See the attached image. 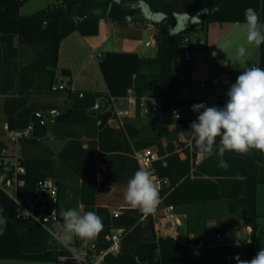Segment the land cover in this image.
Instances as JSON below:
<instances>
[{
    "label": "trees",
    "instance_id": "1",
    "mask_svg": "<svg viewBox=\"0 0 264 264\" xmlns=\"http://www.w3.org/2000/svg\"><path fill=\"white\" fill-rule=\"evenodd\" d=\"M25 1L0 0V94L5 95L6 121L11 128L31 122L37 128L35 137L20 141L27 168V183L21 191V199L30 201V191L38 179L56 177L66 210L82 203L84 212L95 211L102 218L104 227L98 235L100 238L108 236L113 225L124 228L121 253L108 257L118 263L131 264L137 258L143 264H237L236 256L251 260L260 251L255 242L214 247L195 244L198 237L208 233L210 220L216 221L217 231L238 226L241 220L256 226L257 187L264 184V153L226 152L224 159L229 166L224 169L218 167L216 156H204L199 162L193 139L191 145L178 148L172 132L185 130L192 134L190 124L197 117L190 106L200 103L192 97L178 98L177 61L183 36L193 34L197 26L207 29L211 22H245L247 8H254L264 23V0H147L154 12L167 14L163 23L150 21L139 8L133 9L131 5L137 0H121L120 3L116 0H56L26 15L20 13ZM93 9L101 11L95 15ZM174 13H187L195 19L189 21L185 31L172 36L168 34L167 25L175 26ZM101 19L155 26L157 54L154 57L134 51L104 50L99 53V65L108 95L124 97L133 89L140 100L154 91L164 100L163 115L148 113L143 119L126 120L122 127L115 128L108 124L114 117L112 107L91 113L102 93L86 91L80 96L78 91L68 89L71 105L65 107L68 111L56 117L50 126L54 136L67 139L56 154L41 141L47 134V126L40 114L19 119L17 113L25 106L30 108L31 114L64 108L59 98L65 90H53L60 43L77 30L83 35L97 34ZM15 37L20 44L32 49L34 57L30 62L10 63V52H18ZM259 67L264 68V44L260 45ZM70 73L69 68L61 69L64 76ZM16 88L17 94H12ZM33 96L39 99L38 103L32 100ZM226 101L218 99L212 106L223 107ZM173 103L187 108L188 112L174 118L169 110ZM137 116H141L140 111ZM83 137L87 138L86 147ZM32 146L41 152L33 150ZM151 146L156 147L160 155L154 161L156 172L169 179V184L160 190V200L165 205H173L175 212L186 215L187 243L172 236L157 238L152 217L143 220L144 214L129 204L122 214L112 216L110 204L102 201L103 192L113 185L127 186L128 180L140 169L134 152ZM99 172L103 176L101 181ZM72 178L77 182L75 186H70ZM0 208L8 218L7 228L0 235V259L57 263L61 245L55 241L49 244L53 235L37 221L19 217L17 202L1 188ZM108 244L106 241L102 246Z\"/></svg>",
    "mask_w": 264,
    "mask_h": 264
},
{
    "label": "clouds",
    "instance_id": "2",
    "mask_svg": "<svg viewBox=\"0 0 264 264\" xmlns=\"http://www.w3.org/2000/svg\"><path fill=\"white\" fill-rule=\"evenodd\" d=\"M121 0H116L120 3ZM133 9L139 8L142 15L155 23L167 20V14L154 12L147 0H137L131 5ZM98 15L100 9H93ZM247 24L246 41L248 45L259 47L264 44V23H261L259 14L254 8H247L244 12ZM175 26L167 25L169 35H178L185 31L189 21L195 17L187 13H174ZM130 21L131 17H126ZM228 45L221 48L224 52ZM247 47L241 45L237 55L244 57ZM214 57L216 53L212 54ZM227 66V61H220ZM228 99L223 107L206 106L204 103L192 105V111L199 113L196 120L191 122L190 129L194 148L199 155L205 157L216 156L218 167L228 168L224 159L226 152H235L240 155H249L253 150L264 153V68L249 67L241 72L226 93ZM176 118L178 114L174 113ZM219 142L217 143V139ZM125 201L133 208L145 215L153 214L160 203V187L151 171L140 168L128 180L124 193ZM0 208V235L7 228L8 218L3 215ZM53 210L52 214H54ZM62 218V231L53 235L57 244L67 245L73 239H79L82 246L94 240L103 230V220L95 211H81L75 208L60 211ZM76 254L75 248L70 249ZM237 264H264V247L251 259L241 260L235 257Z\"/></svg>",
    "mask_w": 264,
    "mask_h": 264
},
{
    "label": "built area",
    "instance_id": "3",
    "mask_svg": "<svg viewBox=\"0 0 264 264\" xmlns=\"http://www.w3.org/2000/svg\"><path fill=\"white\" fill-rule=\"evenodd\" d=\"M147 45L151 44V41L146 42ZM202 42L189 33L183 36L180 41V51L183 52L184 57L187 60H191V50L200 47ZM241 74L238 72L236 75ZM222 81L220 78H212L210 83L212 85H218ZM201 87L205 86L204 82H201ZM71 86L67 82L58 81L53 85V90H68ZM83 91L79 92L80 96H83ZM225 91L219 99H228ZM190 91L187 89L183 92V96H189ZM182 97L181 95L178 98ZM108 100L110 108H113L114 118L123 120L125 117L137 113L140 111L141 115H147L148 113L162 114L163 112V98L159 96L146 95L137 99L133 89H129L127 95L124 97H115L108 95L102 97ZM102 98L96 100L94 106L95 110L99 111L103 109ZM126 99L128 106L124 107L120 105L119 101ZM170 114L176 118L174 113L178 114V118L183 116V112L179 106L172 104L169 108ZM51 122L55 123V118H51ZM46 125V123H45ZM36 126L33 122L28 123L26 126L20 128H11L8 122L4 123V132L6 139L14 143L13 147L5 142H2L3 148L0 149V188L13 198L18 204L19 217L25 219H33L45 227L52 235L59 234L62 231V218L60 217V211L66 210V207L61 202L58 179L54 176H46L38 179L32 190L30 191V201L25 202L21 199V191L25 190L27 183L26 173L27 168L23 162L21 147L17 150V145H20L22 139H29L35 137L34 130ZM7 146V148H6ZM134 156L138 161L140 168L151 171L159 184L160 190L169 184L168 178L161 177L155 170L154 161L160 158L156 147H146L134 152ZM159 204L156 211L153 214L143 215L142 219L151 216L154 222V231L156 237L172 236L183 243H187V231H186V215L177 213L174 210L173 205ZM81 213L84 212L83 204H80ZM127 206H109V210L112 216H119L123 213ZM75 208V207H74ZM76 209V208H75ZM55 210L54 214H52ZM249 224V229L253 230V224ZM124 228L113 225L110 228V233L104 238L97 236L94 240L88 242L87 246H82L79 239H73L67 245H61L62 253L59 255L57 264H123L108 259L110 255L118 256L122 251ZM108 241L109 244L106 247L102 246L103 242ZM243 242H255L251 237L244 236V229L242 228H227L223 231L215 230L212 233V240L209 244L204 239H200L197 244L198 247L205 246H227L238 245ZM75 248L76 254H73L70 249ZM131 264H143L137 258L135 262ZM156 264V263H150ZM160 264V263H158Z\"/></svg>",
    "mask_w": 264,
    "mask_h": 264
},
{
    "label": "crops",
    "instance_id": "4",
    "mask_svg": "<svg viewBox=\"0 0 264 264\" xmlns=\"http://www.w3.org/2000/svg\"><path fill=\"white\" fill-rule=\"evenodd\" d=\"M28 1V0H27ZM25 1L20 8L21 14H31V13H23L22 8ZM155 26L153 24L148 25L147 27L138 26L134 23L122 24L110 21L108 19H101L99 22V31L97 34L93 35H83L78 30L70 33L67 37L63 38L60 46H59V61L57 67V78L60 81H64L69 83L71 86L72 92H100L103 94L102 97H106L108 95V88L103 77V74L99 65V53L104 50H119V51H134L138 52L142 56L154 57L157 54V43L154 37ZM150 38H149V36ZM151 41L150 45H147L146 42ZM14 45L18 48V52L11 51L10 63L11 64H26L32 60L34 57V53L29 46L25 44H20L18 42V38H14ZM144 48H150L149 51H145ZM14 66V65H13ZM62 68H69L70 75L64 76L61 74ZM221 83L223 86L227 87L231 83V75L226 72H222L221 74ZM227 91V90H225ZM224 91V92H225ZM64 93L59 98V102L62 106L68 107L71 105L72 98H70L67 90L63 91ZM179 93L182 97H192L194 96H183L179 89ZM65 95V96H64ZM148 95L156 96V92L152 91ZM35 96V95H34ZM33 99L35 102H39L38 98ZM101 97V98H102ZM220 97L214 100H207L203 97H195L196 100L200 103H204L206 106H212ZM4 100L5 95L0 94V120L3 122V126L0 129L1 132H4V123L6 122V116L4 113ZM69 100V101H68ZM69 102L70 104H67ZM120 105L126 107L128 106V101L126 99H122L119 101ZM183 108V107H182ZM192 109V106H190ZM184 114L188 112L187 108H184ZM45 112H49V110H42L41 114L44 116ZM155 116H162L163 114H154ZM199 113H196V117ZM141 115L137 116V113H132V115L125 117L122 121L116 119L114 117L108 120V124L112 127L119 128L124 125L126 120H137L143 119ZM145 118V117H144ZM45 123L47 126V134L44 137H41V141L44 143L46 138H51L52 140H60L59 145L51 146L46 143L47 147H49L54 153H58L62 147L64 146L67 139L58 138L54 136L50 130V126L53 124L51 122V117L49 116L48 120L44 116ZM2 133H0L1 135ZM173 140L175 145L178 148H183L184 146L191 145L192 143V134L189 131L185 130H177L172 132ZM82 141L84 142V146H87V138L83 137ZM165 142V141H164ZM203 155L198 154V161L200 162L203 159ZM103 179L102 174L98 173V180L101 181ZM82 204V203H80ZM213 225L214 229L212 233L216 230V221L210 220L209 223ZM209 223H208V233L209 232ZM246 223H250L248 220H241L238 226H230L228 228H244ZM252 224V223H251ZM227 229V228H226ZM225 229V230H226ZM211 233V235H212ZM23 261H32V260H23ZM48 262V261H47Z\"/></svg>",
    "mask_w": 264,
    "mask_h": 264
},
{
    "label": "rangeland",
    "instance_id": "5",
    "mask_svg": "<svg viewBox=\"0 0 264 264\" xmlns=\"http://www.w3.org/2000/svg\"><path fill=\"white\" fill-rule=\"evenodd\" d=\"M56 0H28L23 8V13H33L37 10L45 8ZM137 3V2H135ZM133 3V4H135ZM247 24L245 22H211L207 29H202L201 26H197L193 35L195 38L202 42L200 47L191 50V60H187L182 51H179L177 67L179 73V89L181 93L185 90H189V96L203 97L207 100H214L220 97L225 90H229L230 86L235 83L237 73L249 67H259L260 61V46L257 47L254 44L248 45L246 41ZM149 36V35H148ZM150 38V36H149ZM228 45L224 52L221 48ZM244 45L248 51L244 57L237 55V49ZM145 51H149L150 48H144ZM216 53L214 57L212 54ZM220 61H227V66H222ZM222 72L229 73L232 77V81L229 86L225 87L222 84L212 85L210 83L212 78H220ZM201 82L205 83V86L201 87ZM64 93V92H63ZM65 96V95H64ZM180 96V93L178 94ZM69 101V100H68ZM67 104H70L67 102ZM182 112L185 111L181 107ZM44 116L48 120L49 115L47 112ZM145 116H143L144 118ZM3 122L0 120V129ZM0 139L7 142L10 147H13L14 143L6 139L5 132H1ZM45 142L51 146H57L60 140H52L50 137L45 139ZM44 142V145L46 143ZM33 150L41 152L38 147L32 146ZM76 181L74 178L70 180V186H75ZM127 186L113 185L110 190L101 194L102 201L110 206H127L128 204L124 199V193ZM71 192V191H70ZM162 204L161 202L159 203ZM77 210H80V203L74 205ZM253 230L249 229V224L244 226V236L251 237L255 240V245L261 250L264 247V184H259L257 187V215ZM240 228V227H239ZM214 227L209 223L208 235H201L198 237L204 239L207 244L212 240V231ZM191 242L194 243V237H191ZM198 243V242H197ZM0 264H57L53 261H23L18 259H0Z\"/></svg>",
    "mask_w": 264,
    "mask_h": 264
},
{
    "label": "water",
    "instance_id": "6",
    "mask_svg": "<svg viewBox=\"0 0 264 264\" xmlns=\"http://www.w3.org/2000/svg\"><path fill=\"white\" fill-rule=\"evenodd\" d=\"M58 81H59V79L57 78L55 83H58ZM17 92H18V89L16 88L12 92V94H17ZM101 101L103 103V109H102V111H105V110L110 109V104H109V102H108L107 99L102 98ZM67 111H68V108L50 109L49 112H48V115L51 118H56L59 115L65 113ZM91 113L97 114L98 111L95 110L94 108H92L91 109ZM35 114H40V116H41V118H42V120H43V122L45 124L44 116L40 112H35V113L31 114V110H30V108L28 106H25V107L21 108L18 111L17 116H18L19 119H27V118H30V117L32 118ZM36 132H37V128H35V130H34V135H36ZM6 148H7V146H6ZM19 149H20V145H17V150H19Z\"/></svg>",
    "mask_w": 264,
    "mask_h": 264
}]
</instances>
